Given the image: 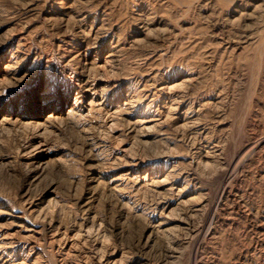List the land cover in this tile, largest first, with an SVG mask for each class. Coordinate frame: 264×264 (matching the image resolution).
<instances>
[{
  "label": "rangeland",
  "instance_id": "1",
  "mask_svg": "<svg viewBox=\"0 0 264 264\" xmlns=\"http://www.w3.org/2000/svg\"><path fill=\"white\" fill-rule=\"evenodd\" d=\"M0 264H264V0H0Z\"/></svg>",
  "mask_w": 264,
  "mask_h": 264
}]
</instances>
